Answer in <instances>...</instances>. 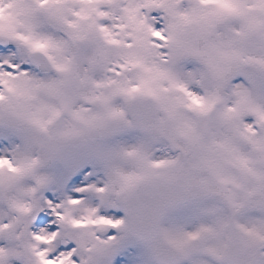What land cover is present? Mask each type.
I'll use <instances>...</instances> for the list:
<instances>
[{
	"label": "snow or ice",
	"instance_id": "1",
	"mask_svg": "<svg viewBox=\"0 0 264 264\" xmlns=\"http://www.w3.org/2000/svg\"><path fill=\"white\" fill-rule=\"evenodd\" d=\"M0 264H264V0H0Z\"/></svg>",
	"mask_w": 264,
	"mask_h": 264
}]
</instances>
